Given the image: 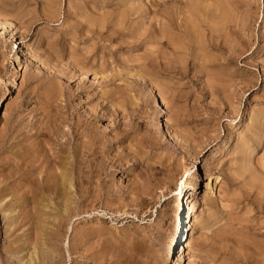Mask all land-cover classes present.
<instances>
[{
	"label": "rangeland",
	"instance_id": "1",
	"mask_svg": "<svg viewBox=\"0 0 264 264\" xmlns=\"http://www.w3.org/2000/svg\"><path fill=\"white\" fill-rule=\"evenodd\" d=\"M0 150V264H264V0H0Z\"/></svg>",
	"mask_w": 264,
	"mask_h": 264
},
{
	"label": "bare ground",
	"instance_id": "2",
	"mask_svg": "<svg viewBox=\"0 0 264 264\" xmlns=\"http://www.w3.org/2000/svg\"><path fill=\"white\" fill-rule=\"evenodd\" d=\"M159 9V8H158ZM232 22V21H231ZM18 56H20L21 57V54H19ZM20 57H19V59H20ZM80 57V56H79ZM82 58V57H81ZM18 59V60H19ZM17 60V61H18ZM21 61V60H20ZM173 63H175V62H173ZM78 64V63H77ZM155 65V64H154ZM21 67V65H18V68H20ZM75 67V66H74ZM68 73V72H67ZM67 75V74H66ZM168 134V133H167ZM171 135V134H170ZM169 136V135H168ZM1 151V150H0ZM13 157V156H12ZM40 160V159H39ZM53 161V160H52ZM64 160H62V162H63ZM44 162V161H43ZM67 163V162H66ZM71 162L69 161V164H70ZM68 164V163H67ZM61 166V165H60ZM68 167V166H67ZM74 167V166H73ZM69 168V167H68ZM66 172V171H65ZM71 173V172H70ZM63 175H64V173H63ZM27 176V175H26ZM65 176H67L66 174H65ZM62 177V175L60 176V178ZM67 178V177H66ZM68 181H69V178H68ZM217 181H218V178H216L215 179V182L217 183ZM66 182V181H65ZM74 182V181H73ZM67 185V186H66ZM64 187L66 186V188L67 189H72V187H73V185H72V183L71 182H69L68 184H66V183H64V185H63ZM4 189V188H3ZM263 192V191H262ZM69 194H70V192H69ZM68 195V194H67ZM179 195H180V197H181V199H185V204H186V206H187V220L186 221H188V224H190L191 222H192V215H193V213H194V211H195V208H196V206H195V203H194V200H195V197H194V194H191L190 195V197L189 196H185L184 194H183V192L182 191H180L179 192ZM249 196V195H248ZM7 198V197H6ZM50 198V197H49ZM68 199V198H67ZM66 203V202H65ZM69 209H71V208H69ZM262 211H264V210H262ZM72 213H73V211H72ZM62 215V214H61ZM63 217V216H62ZM16 221V220H15ZM38 222V221H37ZM52 225V224H51ZM50 225V226H51ZM58 227H59V225H58ZM173 229V228H172ZM184 229H185V227L183 226V222H182V220H181V217L179 216V222L174 226V230H173V234L176 236L175 238V240L173 241V243H172V245H174L175 246V244H178V242H179V240L181 241L182 240V238H183V232H184ZM54 231V230H53ZM33 234H34V232H33ZM50 236V235H49ZM32 237V236H31ZM46 238V237H45ZM49 238V237H48ZM180 238V239H179ZM47 239V238H46ZM173 240V239H172ZM26 241V240H25ZM32 241V240H31ZM38 241V240H37ZM35 242V241H34ZM32 245V244H31ZM13 246V245H12ZM173 246V247H174ZM170 250H172L173 252H172V255H174V248H172V249H170ZM31 251H32V249H31ZM29 253V252H28ZM9 255V254H8ZM168 256V255H167ZM34 257V256H33ZM29 259V258H28ZM61 260V259H60ZM59 260V261H60Z\"/></svg>",
	"mask_w": 264,
	"mask_h": 264
}]
</instances>
